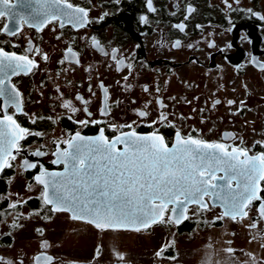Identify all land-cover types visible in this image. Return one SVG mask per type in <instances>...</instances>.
<instances>
[{
  "label": "flooded vegetation",
  "instance_id": "af4514ba",
  "mask_svg": "<svg viewBox=\"0 0 264 264\" xmlns=\"http://www.w3.org/2000/svg\"><path fill=\"white\" fill-rule=\"evenodd\" d=\"M38 7L0 6V49L33 61H16L26 69L6 82L18 105L0 96V118L27 130L0 171V264H243L248 241L264 249L261 172L245 215H225L208 194L179 223L168 204L142 226L53 210L35 181L64 167L53 161L77 133L81 143L101 132L108 142L149 136L170 149L178 136L201 139L241 150L237 161L264 154V0H63V12L82 8L86 23L58 15L37 27Z\"/></svg>",
  "mask_w": 264,
  "mask_h": 264
},
{
  "label": "snow or ice",
  "instance_id": "6c2138e0",
  "mask_svg": "<svg viewBox=\"0 0 264 264\" xmlns=\"http://www.w3.org/2000/svg\"><path fill=\"white\" fill-rule=\"evenodd\" d=\"M62 2L34 0L39 5L32 12L36 26L58 15L68 16L69 21L75 24L86 23L84 17L87 13L84 9L75 8L71 14L65 13L60 8ZM9 3L10 0H0V6H8ZM66 7L71 9L73 5L66 4ZM6 10L12 12L11 7ZM5 14V11L0 10V17ZM25 60L27 65L33 64L26 57L0 49V96L7 95L12 104L18 105L19 93L14 88L8 92L5 85L10 73L16 74L26 69V65L16 63ZM5 121L14 125L7 140L9 144L24 138L22 134L27 130L16 124L12 116H3L0 124ZM8 136L7 132L0 131V137ZM156 139L150 141L147 137L139 136L133 139L127 135L108 142L101 132L98 138L81 143L85 138L77 133L68 142L70 150L59 152L58 160L53 161L64 163L65 171L51 174L45 172L42 176L46 179L42 176L36 178L38 183L45 184L46 189H51V192L46 190L44 193L45 204H51L53 210L67 209L74 218L90 217V222L97 225L101 222L109 226L147 225L156 220L159 211L155 206L156 201L161 202V207L199 203L210 190H216L212 195L221 201L225 215L246 214L241 209L247 201L257 198L254 184L256 173H264V154L237 161L235 153L241 150L234 148L232 152H227L223 144L192 138L182 140L178 136L177 143L169 149L163 145L162 140L157 143ZM118 143L126 146L123 151L116 150ZM34 154L42 155L39 151ZM7 155V151L0 148V168L9 166L4 163ZM35 166L28 164V167ZM218 172L224 174L218 176ZM216 180L224 183H213ZM233 180L237 181L235 189L230 187ZM173 212H176L175 207ZM182 215L183 207H180L179 215L176 216L177 223Z\"/></svg>",
  "mask_w": 264,
  "mask_h": 264
},
{
  "label": "water",
  "instance_id": "95a60500",
  "mask_svg": "<svg viewBox=\"0 0 264 264\" xmlns=\"http://www.w3.org/2000/svg\"><path fill=\"white\" fill-rule=\"evenodd\" d=\"M3 118H0V120H2ZM14 128V125H11L9 122H7V121H5L4 123H2V124H0V131H5V132H7L8 134H9V136L8 137H0V148H2V149H5L6 151H7V153H8V155L7 156H5L4 157V163H6V161H7V159H8V157H10L12 154H13V152H14V149H15V145H16V142L14 143V144H9L8 142H7V140H8V138L10 137V135H11V131H12V129ZM125 136H123V138H124ZM135 137H137V136H132V138L133 139H135ZM139 137H147V138H149L150 139V141H151V137H149V136H139ZM17 141V140H16ZM126 146L123 144V149L121 150V151H123L124 150V148H125ZM170 149V148H169ZM256 163H257V165H259V160H257L256 161ZM3 168V167H2ZM2 168H0V171L2 170ZM65 171V168L64 167H60L59 169H53V170H45L44 171V173L46 172V173H49V174H51V173H63ZM38 176H42V174H38V175H36L35 176V181H37V177ZM42 178L43 179H46V177H43L42 176ZM215 183H217V184H219V182H215ZM220 183H224V182H220ZM42 186H43V198H44V193H45V191L47 190L48 192H51V189L50 188H47L46 189V186H45V184H42V183H40ZM213 191H216V190H210V193L209 194H211V201H212V203L213 204H220V205H222L221 204V201H219L218 199H216L215 198V196L214 195H212V192ZM190 203H192V202H188L187 204H185V205H176V212H179V210H180V207H183V211H184V208H185V206L186 205H188V204H190ZM155 206L156 207H158L159 208V211H158V213H157V217H156V220H158L159 218H160V216H161V214H162V212H163V210H164V208L166 207H161V202L160 201H156L155 202ZM223 206V205H222ZM244 206V205H243ZM243 206H242V209L241 210H243ZM52 208H53V206H52ZM223 208H224V206H223ZM225 209V208H224ZM57 210H65V211H68L70 214H71V216H73V214H72V212L71 211H69V210H67V209H57ZM77 218H82V219H86V220H91V218L90 217H77ZM155 220V221H156ZM100 224H103V225H107V224H105V223H103V222H101ZM135 225H137V226H142V225H138V224H131V225H119V226H135Z\"/></svg>",
  "mask_w": 264,
  "mask_h": 264
},
{
  "label": "rangeland",
  "instance_id": "374dc122",
  "mask_svg": "<svg viewBox=\"0 0 264 264\" xmlns=\"http://www.w3.org/2000/svg\"><path fill=\"white\" fill-rule=\"evenodd\" d=\"M31 188L33 190H35V186L32 185ZM33 190H31V191H33ZM61 223L63 224L64 222H61ZM31 226L34 227L35 224H32ZM59 227H61V224L59 225ZM204 228H208V227H204ZM211 229H213V228H211ZM70 233H71V235H73L72 232H70ZM160 234H161V230H159V229L154 230V242H158L157 239H159V237L161 236ZM87 235L88 234H84L81 237L84 238V237H87ZM90 240L91 239H89L88 242ZM180 243H184V241L181 240ZM247 243L249 245V260L246 257L244 260L245 263H243V264H246V263L247 264H264V249H260L257 243H253V242H249V241ZM245 253H246V255L248 254L247 251Z\"/></svg>",
  "mask_w": 264,
  "mask_h": 264
},
{
  "label": "trees",
  "instance_id": "16d2710c",
  "mask_svg": "<svg viewBox=\"0 0 264 264\" xmlns=\"http://www.w3.org/2000/svg\"><path fill=\"white\" fill-rule=\"evenodd\" d=\"M1 185V184H0Z\"/></svg>",
  "mask_w": 264,
  "mask_h": 264
}]
</instances>
